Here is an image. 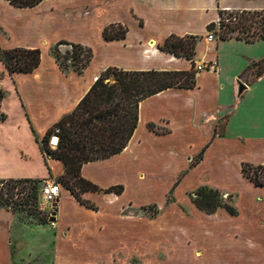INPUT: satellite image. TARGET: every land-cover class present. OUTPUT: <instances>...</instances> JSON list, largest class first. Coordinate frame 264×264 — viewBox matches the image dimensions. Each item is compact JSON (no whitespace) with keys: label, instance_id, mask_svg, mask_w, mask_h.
<instances>
[{"label":"crops","instance_id":"0c3cea01","mask_svg":"<svg viewBox=\"0 0 264 264\" xmlns=\"http://www.w3.org/2000/svg\"><path fill=\"white\" fill-rule=\"evenodd\" d=\"M220 11L264 12V0H43L27 8L0 0V49L40 51L38 67L29 73H8L0 61V180H57L64 165L43 150L42 139L74 111L93 78L109 68L188 71L190 60L159 47L169 36L197 37L194 65L214 62L215 70L196 72L191 89L169 88L141 101L136 129L124 150L83 164L80 175L102 190L118 185L127 190L143 189L146 175L170 172L169 182L184 176L179 192L187 185L227 195L225 205L233 214L224 207L208 213L190 201L186 213H160L165 222L156 234L170 237L166 249L137 259L138 264H264V186L241 172L243 164L264 165V70L252 76L264 63V38L208 43V26L217 24ZM111 25L125 27V38L105 40L102 31ZM62 41L90 50L81 73L60 68L52 49ZM64 47L69 46L60 45L58 51L64 53ZM238 81L245 86L240 97ZM195 155H202L198 164L180 165L181 157ZM211 172L216 184L205 181ZM81 196L89 206L61 190L54 204L56 225H45L52 235V254L45 262L36 254L33 264H80L75 258L80 250H91L96 260L114 251L117 243L109 236V224L126 194ZM13 224L12 214L0 209V264H13ZM129 232L130 226L124 234ZM179 235L185 241L175 238ZM20 243L34 249L29 241ZM122 244L129 254V236Z\"/></svg>","mask_w":264,"mask_h":264},{"label":"trees","instance_id":"16d2710c","mask_svg":"<svg viewBox=\"0 0 264 264\" xmlns=\"http://www.w3.org/2000/svg\"><path fill=\"white\" fill-rule=\"evenodd\" d=\"M7 1L14 7L27 8L34 7L43 0ZM224 15L227 18H224ZM216 26L219 28L218 40L234 38L252 43L264 38V12L220 11L217 24H210L208 31H212ZM126 33L127 29L125 27L111 25L103 29L102 37L105 40H120L125 38ZM197 41V37L179 38L169 36L164 44L159 47L163 52L190 60L192 67L188 71L130 72L115 68L107 69L94 82L74 111L54 125V128L59 129L58 147L53 151L47 147L52 130L43 137V150L62 161L64 165V174L56 181L63 184L82 205L89 206L80 198L86 192L121 194V186L109 187L105 190L99 189L84 180L80 175V170L83 164L107 159L124 150L136 129L138 106L141 101L169 88L191 89L195 86L196 71H193L192 68L194 67L193 57ZM60 45L71 48L72 65L76 66L75 71L81 73L90 61V50L84 49L80 45L59 42L52 49L57 62L60 59L58 53V46ZM81 55H84V63L77 66V60H81ZM0 61L8 73H29L38 67L40 51L38 49L22 48L0 49ZM59 66L61 68V64ZM263 70L261 69L257 75L262 73ZM108 80L112 82H105ZM2 97L3 93L0 91V101ZM3 118L4 116L0 114V120ZM250 169L263 170L264 165L252 167L243 164L241 169L244 177L255 185L264 186V181L260 182L250 175ZM70 181H72L71 184H69ZM24 183H33L32 188L38 191L40 197L39 187L43 183L42 181L29 179L0 180V184L15 185ZM217 194V191L204 187L197 193L198 196H201V200L194 203L198 209L208 213L216 211L219 207H224L230 214H233L234 210L231 207L221 205L214 200ZM55 206L53 205V210ZM50 214L51 212H49V218Z\"/></svg>","mask_w":264,"mask_h":264},{"label":"rangeland","instance_id":"374dc122","mask_svg":"<svg viewBox=\"0 0 264 264\" xmlns=\"http://www.w3.org/2000/svg\"><path fill=\"white\" fill-rule=\"evenodd\" d=\"M223 17L227 18L226 15ZM218 33V26L210 31V34L214 35V40L217 39ZM62 49L64 50V53L58 52L60 55L58 63L61 64V68L64 70H67L70 67L76 68V66L72 65L71 48L64 47ZM83 56L84 55H81V60H77V66L84 63ZM261 69H264V63L254 68L252 76H254V73H258ZM192 70H195V65ZM105 82L112 81L108 80ZM218 132H220V129ZM201 159L202 155L191 157L184 156L180 158L179 162L180 165L193 167L198 164ZM204 171L205 170L199 174V177H204ZM165 174L166 175L160 173L151 176L146 175L144 178L146 186L143 189L129 187L126 190V187L118 185L122 187L121 194L125 193L128 199L116 208L114 223L112 225L109 224V229L111 228L109 236L114 238L115 243L119 245L115 244L113 252H105V254L103 256L100 255L97 260L95 259L96 255L91 250H80L79 252H76L77 256H75L77 260L82 261L80 264H138L137 259L142 260L147 257H154L155 254L160 253L159 251L166 249V242L169 241L170 237L156 234V231L160 229L163 222H165L163 219H160V213L161 215L163 213V215L167 216L175 214L178 210L186 213L188 211V201L196 206L194 202L201 200V196H198L197 193L202 188L192 190L187 189L186 185L179 192L177 191L178 186H180L184 176L179 175L176 180L169 182L168 180H170L169 177L171 173L169 172ZM227 174L229 176L232 175V171H228ZM250 175L260 182L264 181V169H250ZM216 180H218L216 174L211 172L210 175H207L205 181L209 182V184H216L214 183ZM71 183L72 181L69 182V184ZM59 184L62 187L61 190L66 189L63 184ZM32 186L33 183L15 185L0 184V209L9 211L12 214L14 222L12 236L10 237V241L13 242V264H33L37 260H33V258L36 257V254H39L37 257L39 259L38 261L45 262L52 254V235L49 230L50 227L45 226L49 225L48 219L49 212H51V206L46 205L41 200L38 191H35ZM97 193L100 195L103 194V192ZM217 193L218 194L214 197V200L221 205H225L227 195L218 191ZM80 198L82 200V196H80ZM175 204H177V208ZM220 208L222 207H219L216 210ZM67 212H69V210H67ZM129 226L130 235L124 234ZM33 229H38V232L32 231ZM23 230H25V232H22ZM126 236L127 238L129 236L131 242V250L129 254L128 252L123 251L122 246L123 239H125ZM175 238L183 239L185 241V236L179 235ZM20 239L23 242L24 240L25 242L29 241V243H31L30 245L34 246V249L28 251L26 248L27 246L24 248V245L20 243ZM184 241L181 242L184 243ZM69 249L70 248H66L65 250L67 251ZM37 251H41V253H38ZM127 258L129 263L124 262Z\"/></svg>","mask_w":264,"mask_h":264},{"label":"built area","instance_id":"2783aa9c","mask_svg":"<svg viewBox=\"0 0 264 264\" xmlns=\"http://www.w3.org/2000/svg\"><path fill=\"white\" fill-rule=\"evenodd\" d=\"M206 41L208 43H212L214 42V35L213 34H208L206 36ZM216 68V64L214 62H210L207 65L204 64H198L195 66V71H201L203 69H207V70H215ZM98 79V77H94L93 81L96 82ZM59 129L53 128L51 131V135L48 139V143H47V147L49 149H56L58 147V143H59ZM61 185L56 181V180H52V181H48L45 183H42L39 187V191H40V198L41 200L46 204L51 206L50 210H51V214H50V218L48 220V224L51 228H54L56 225V220H55V216L53 214L54 210H53V205L59 200L60 195H61Z\"/></svg>","mask_w":264,"mask_h":264},{"label":"water","instance_id":"95a60500","mask_svg":"<svg viewBox=\"0 0 264 264\" xmlns=\"http://www.w3.org/2000/svg\"><path fill=\"white\" fill-rule=\"evenodd\" d=\"M245 90V86L241 82H237V96L240 97V95Z\"/></svg>","mask_w":264,"mask_h":264}]
</instances>
